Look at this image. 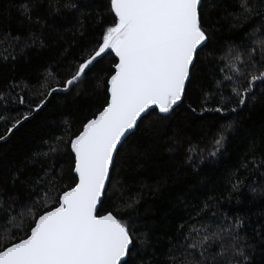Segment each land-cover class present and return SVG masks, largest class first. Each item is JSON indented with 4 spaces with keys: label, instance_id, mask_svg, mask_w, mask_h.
<instances>
[{
    "label": "trees",
    "instance_id": "obj_1",
    "mask_svg": "<svg viewBox=\"0 0 264 264\" xmlns=\"http://www.w3.org/2000/svg\"><path fill=\"white\" fill-rule=\"evenodd\" d=\"M69 2L79 10L55 13L48 0H0V137L17 119L32 114L52 88L65 86L113 23L109 0H59V6ZM26 3L32 5L31 20L21 7ZM250 3L259 11L264 0ZM200 11L209 40L182 102L168 114L151 110L141 117L119 146L99 206L100 214L112 212L130 227L135 240V251L126 258L130 264H180L184 234L206 222L210 231L224 229L210 251H226L218 264H229L234 237L228 226L237 219L242 226L235 233L247 264H264V166L259 163L264 158V84L255 82V99L244 106L236 99L224 100L233 82L242 90L264 63L259 47L264 21L259 16L237 20L240 0H202ZM237 56L244 76L231 70ZM112 62L106 58L67 91L53 93L40 111L0 142V197H15L12 207L19 209L35 198L30 186L38 179L51 177L58 194L74 186L70 140L105 106ZM221 133L223 146L211 156ZM50 206L47 201L45 207ZM30 216L25 214V224ZM7 235L0 233V248L24 233L5 239Z\"/></svg>",
    "mask_w": 264,
    "mask_h": 264
},
{
    "label": "snow or ice",
    "instance_id": "obj_2",
    "mask_svg": "<svg viewBox=\"0 0 264 264\" xmlns=\"http://www.w3.org/2000/svg\"><path fill=\"white\" fill-rule=\"evenodd\" d=\"M201 2L109 0L113 23L103 31L98 47L78 65L76 72L64 82V88H52L47 93L51 96L56 91H67L97 64L112 57L110 75L105 84V106L70 140V156L74 161L71 184L74 186L58 194L51 177L38 179L35 187L30 186V197L35 198L19 209L12 207L17 203L15 197L8 201L0 197V213L5 217L0 220L3 225L0 233L8 234L5 239H11L17 232L24 233L17 242L6 243L0 248V264H130L126 257L135 251L130 227L112 212L100 214L98 205L103 203L106 184L112 179L111 172L119 155L118 146L138 127L142 114L156 109L168 114L182 102L199 52L209 40L200 11ZM48 6L55 13H60L62 8L69 12L79 10L72 2L59 6V0H48ZM21 7L31 20L32 5L26 3ZM240 8L242 11L235 16L237 20L259 16L264 21V3L257 11V6L250 0H240ZM259 47L264 60V39L259 41ZM249 59L254 58L250 55ZM239 60L237 56L230 67L233 75L244 76L236 66ZM252 67L255 68V64ZM224 80L233 81V76H225ZM257 81L264 84V63H261L258 74H251L248 85L242 90L237 82H233L231 95L224 97L225 102L236 99L244 106L254 100L253 86ZM221 84L223 80L218 81V86ZM19 103L23 104L24 99L21 98ZM45 104L46 100L41 99L33 111H40ZM215 111L222 112L223 109ZM27 119L25 115L23 120ZM22 122L17 119L8 132ZM224 140L221 133L214 140L215 150L209 155L215 156ZM50 151L57 149L51 148ZM259 163L264 166V158ZM42 188L46 190L41 191ZM47 201L53 206L45 207ZM209 207L205 204V209ZM26 213L31 214L27 224ZM241 226L239 219L228 226L234 237L229 264H247V255L235 233V229ZM211 227L206 222L184 234L187 243L181 245L185 251L180 264H218L228 255L223 250L210 251L216 241L222 240L224 231H210Z\"/></svg>",
    "mask_w": 264,
    "mask_h": 264
},
{
    "label": "water",
    "instance_id": "obj_3",
    "mask_svg": "<svg viewBox=\"0 0 264 264\" xmlns=\"http://www.w3.org/2000/svg\"><path fill=\"white\" fill-rule=\"evenodd\" d=\"M81 78H82V77H81ZM64 87H65V86H64ZM64 87H54V88L62 89V88H64ZM57 92H65V91H56V92H54V93H57ZM49 98H50V96H48V95L45 97L44 100H46V103H47V101L49 100ZM149 111H151V110H149ZM156 111H157V113H159L158 109H156ZM35 112H37V111H33V113H35ZM33 113H32V114H33ZM32 114L28 115V119L32 116ZM97 114H98V113H97ZM160 114H161V113H160ZM144 115H146V113H145V114H142V117H143ZM23 117H24V116H23ZM23 117H22L20 120H22V121L24 122ZM93 118H94V117H93ZM91 119H92V118H91ZM138 121H139V120H138ZM23 122H22V123H23ZM137 123H138V122H137ZM18 127H19V126H18ZM18 127H17V128H18ZM17 128H15V129H17ZM15 129H13V131H14ZM81 130H82V129H81ZM133 130H134V129H133ZM133 130H132V131H133ZM13 131H12V132H13ZM132 131H131V132H132ZM12 132H11V133H12ZM131 132H130V133H131ZM11 133H9V132L7 131V133H6L4 136H2V137H5V139H0V142L5 141V140L11 135ZM130 133H129V134H130ZM129 134H127V135H129ZM118 147H119V146H118ZM73 174H74V172H73ZM106 185H107V184H106ZM102 198H103V197H102ZM99 206H100V205H98V208H99ZM105 214H106V213H105ZM126 258H127V257H126Z\"/></svg>",
    "mask_w": 264,
    "mask_h": 264
}]
</instances>
